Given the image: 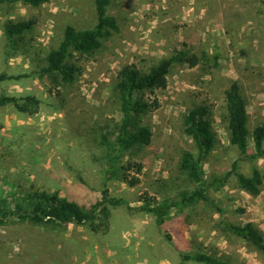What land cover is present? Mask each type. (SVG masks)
<instances>
[{
	"label": "rangeland",
	"instance_id": "rangeland-1",
	"mask_svg": "<svg viewBox=\"0 0 264 264\" xmlns=\"http://www.w3.org/2000/svg\"><path fill=\"white\" fill-rule=\"evenodd\" d=\"M109 13L119 31L94 55L75 54L81 72L73 85L58 88L61 98L50 79L35 74L37 60L59 45L67 25H95L94 0H49L36 9L19 2L0 5V75L13 77L0 81V93L39 101L21 100L26 112L13 104L0 107V197L45 190L87 208L106 190L128 204L111 207L108 229L97 233L89 225H0V264H201L184 262L179 251L264 264V253L225 232L221 215L204 203L174 211L162 227L140 209L141 201L159 202L193 188L178 168L183 151L195 153L183 124L192 101L211 106L218 138L206 174L223 175L238 158L222 121L232 82L246 98L249 130L264 123V0H113ZM20 19L33 20V29L10 48L3 25ZM180 50L202 61L195 68L175 66L167 88L146 96L157 106L143 120L152 142L133 156L143 165L141 183L104 184L98 160L103 151L87 135L115 129L120 115L112 86L118 71L131 64L146 69ZM252 165L263 169L264 160L242 162V172L250 174ZM214 198L226 221L252 223L264 235V187L254 196L231 177Z\"/></svg>",
	"mask_w": 264,
	"mask_h": 264
},
{
	"label": "trees",
	"instance_id": "trees-1",
	"mask_svg": "<svg viewBox=\"0 0 264 264\" xmlns=\"http://www.w3.org/2000/svg\"><path fill=\"white\" fill-rule=\"evenodd\" d=\"M49 0H0V5L22 3L31 8H40ZM96 23L90 29L78 30L67 25L63 37L56 48L38 58L35 74L51 80L56 94L64 98L58 90L73 85L81 69L73 63L75 54L92 56L102 49L104 43L119 31L117 19L109 13L113 0H94ZM33 20H8L3 25V33L8 47L16 48L25 33L32 31ZM38 56V55H37ZM202 58L188 51H174L169 57L162 58L146 69L135 65H125L117 73L112 86V95L117 101L120 117L115 129L108 132L103 128L92 130L87 138L94 146L103 151L98 159L103 167L104 184L109 181H122L130 187L141 183L139 175L143 165L136 163L133 156L138 150L152 142L151 129L144 124V117L157 106V100L150 102L146 96L167 88L168 76L177 65L195 68ZM12 78L0 75V81ZM225 114L222 117L229 143L238 151V158L231 164L230 171L223 175L214 172L206 174L204 165L218 144L217 133L212 123L211 106L205 101H192L184 115V133L194 143L195 153L185 150L181 153L178 168L191 190H182L174 197H165L162 201H141L140 209L152 214L156 225L162 227L165 220L176 210L195 207L204 203L214 208L223 219V230L241 239L250 247L264 253V235L252 224H234L225 220V212L219 206L214 193L220 192L227 181L234 177L238 185L251 195H258L264 187V168L252 165L250 174L241 170L242 162L253 164L264 160V123L252 129L248 128L247 101L238 82H232L224 95ZM38 103L35 97L17 98L0 93V107L13 104L19 111H28L19 102ZM92 136V137H91ZM251 144V146H250ZM253 150L250 152V150ZM128 156L127 158H125ZM126 159V160H125ZM124 160L126 162H124ZM125 163V165H124ZM135 171L134 175L129 174ZM128 205L123 199L113 198L106 190L100 199L85 207L79 202L68 200L58 192L34 190L19 196L0 197V225L9 223H29L33 226L55 229L71 224L89 225L97 233L102 228L108 229L111 207ZM170 238L168 237V241ZM184 262L201 264H232L207 253L195 255L179 251Z\"/></svg>",
	"mask_w": 264,
	"mask_h": 264
}]
</instances>
